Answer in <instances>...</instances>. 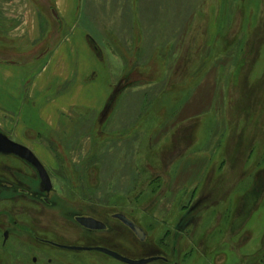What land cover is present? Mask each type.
Here are the masks:
<instances>
[{
  "label": "rangeland",
  "instance_id": "rangeland-1",
  "mask_svg": "<svg viewBox=\"0 0 264 264\" xmlns=\"http://www.w3.org/2000/svg\"><path fill=\"white\" fill-rule=\"evenodd\" d=\"M46 2L49 23L56 8L50 6L54 0ZM82 2L77 27L94 38L97 54L108 57L115 83L106 114L92 122V151L74 159L51 129L29 123L17 107L7 115L0 108V127L12 139L47 143L55 152L40 157L52 179L54 191L44 194L53 206L0 203V211L43 239L126 253L133 236L112 215L127 214L158 240L165 229L160 222L148 225L146 216L158 213L150 205L161 198L160 211L178 215L183 204L195 209L202 194L188 230L194 235L180 244L186 263L264 264V0ZM6 22L0 26V60L22 67L40 63L49 46L9 40L14 25ZM195 187L199 195L192 198ZM33 188L40 191L38 184ZM73 215L101 219L108 228L90 232ZM4 219L1 224L9 226ZM22 237L5 244L0 232V264L116 263L97 253L68 256ZM140 248L135 256L148 253L146 245Z\"/></svg>",
  "mask_w": 264,
  "mask_h": 264
},
{
  "label": "crops",
  "instance_id": "crops-1",
  "mask_svg": "<svg viewBox=\"0 0 264 264\" xmlns=\"http://www.w3.org/2000/svg\"><path fill=\"white\" fill-rule=\"evenodd\" d=\"M40 1L44 5L33 6L29 0H0V26L6 20L14 25L7 33L9 40L49 46L42 53L44 59L33 67L0 63V71L4 72H0V99L8 103L4 107L0 100V108L4 115L15 107L21 109L31 120L29 123L51 129L57 141L67 144L74 159L85 158L92 151V122L106 114L115 89L114 77L108 57L96 53L94 38L77 27L85 9L82 0H54L50 4L56 8L61 25L53 13V21L46 23L44 16L50 7L46 0ZM206 105L208 108L210 102ZM4 121L7 128L13 126L7 118ZM161 143L167 146L168 139ZM30 147L40 157L49 152L55 155L47 143ZM202 198L199 195V201Z\"/></svg>",
  "mask_w": 264,
  "mask_h": 264
},
{
  "label": "flooded vegetation",
  "instance_id": "flooded-vegetation-1",
  "mask_svg": "<svg viewBox=\"0 0 264 264\" xmlns=\"http://www.w3.org/2000/svg\"><path fill=\"white\" fill-rule=\"evenodd\" d=\"M0 132L4 134L9 140L20 144L22 146H25L29 148L33 154L39 159V161L43 164V162L40 159V156L35 152L29 145L24 144V140L22 141H16L12 139L6 132H4L0 127ZM7 161L14 162L18 165L17 166H10L7 164ZM0 203L3 204H12V202H20L22 203L23 207L32 205V202H39L41 204H45L47 206H53L52 201L49 200V198L44 194L47 188L43 184L40 175L38 171L32 167L30 164L27 163V161L14 156V155H3L0 154ZM44 165V164H43ZM45 167V165H44ZM31 169L32 171L36 172L34 175H28L27 170ZM46 169V168H45ZM47 170V169H46ZM48 172V171H47ZM49 174V173H48ZM36 175V176H35ZM50 179L51 176L49 175ZM52 182V179H51ZM38 184L40 191L37 189H34L33 186ZM174 184V183H173ZM53 185V183H52ZM196 191H193L190 194V197H194V195H199V189L197 187ZM54 191V187L51 190V192ZM13 194L14 197H11L10 195ZM188 193H185V196H187ZM190 198L189 201L194 200ZM197 204L195 209H191V205H184L181 206L179 209V216L175 215L173 212H164L165 210L160 211L159 206L161 207V204L164 203V200L161 198H158L153 204L150 205L149 210H157L158 213H152L151 215L146 216L151 221L148 225L152 224L153 222H160V226L164 227L165 230H163V236L161 239L156 240L153 237V240L151 239V234H149L144 226L137 222L135 219L130 218L127 214L124 213H116L112 215V219L115 220L117 223L124 226L128 232L133 236V242L135 245H133L131 248L128 249L129 252H123L121 249H116L113 247L108 246H92V247H104L107 248L113 252H116L120 254L121 256L127 257L132 260H144V259H150L151 261L146 264H187L185 258H183V248L181 247V242L183 239L187 241H191L192 236L194 235L193 230L188 231L191 227V224L193 223L194 217L191 216L194 213V211H197V214L199 215V196L196 198ZM32 201V202H31ZM31 202V203H30ZM188 209H185L187 208ZM188 215H185V214ZM116 215H123L128 220L136 224L138 227H140L144 232V240H141L128 226H126L121 220L117 219ZM175 215V216H174ZM176 221L174 222L173 217ZM191 216V217H190ZM244 216V215H243ZM242 216V217H243ZM76 221L77 218H93L97 221L102 222L106 229L100 230L98 232H104L107 230V224L98 218L86 216V215H73L71 216ZM4 218L9 219L8 224L9 226H4L1 224V222H7ZM242 221V220H241ZM241 221L238 222V224H241ZM77 222V221H76ZM78 223V222H77ZM79 224V223H78ZM80 225V224H79ZM12 227H14V230L12 231ZM199 227V225H198ZM240 227V226H239ZM2 228H5L2 230ZM87 229V228H86ZM198 230V228L196 229ZM90 232H93L95 230H89ZM0 232H3V237L5 240V244H7L12 238L15 236H23L22 238H32L36 242H39L46 246V248L55 249L63 253H67L68 256H71L70 253H97L99 255H102L105 257V259H112L116 263L115 264H127L121 261H118L111 256H108L106 254L96 252V251H74L69 250L67 247H73L77 245H69L67 243L61 242L60 240H48L41 238L33 229L27 227L26 225H21L17 222V219L15 217H11V214L3 213L0 211ZM143 245H146L148 249L147 254H142V256H135V254L138 251H141ZM84 247H91V246H84ZM140 249V250H139ZM138 250V251H137ZM186 256V254H185ZM50 262V261H49ZM5 264V263H4ZM32 264H38L37 259L33 261ZM95 264H107V262H95Z\"/></svg>",
  "mask_w": 264,
  "mask_h": 264
},
{
  "label": "water",
  "instance_id": "water-1",
  "mask_svg": "<svg viewBox=\"0 0 264 264\" xmlns=\"http://www.w3.org/2000/svg\"><path fill=\"white\" fill-rule=\"evenodd\" d=\"M0 154L14 155L27 161L28 164H30L38 171L43 184L47 188L46 191L51 192V190L53 189V185L49 177V174L45 169V167L43 166V164L39 161V159L33 154V152L29 148L9 140L4 134L0 132ZM115 217L121 220L126 226H128L141 240H144V232L140 227H138L136 224L128 220L123 215H116ZM76 221L82 227L87 228L89 230L100 231L106 229V226L102 222L97 221L93 218L82 217V218H77ZM67 249L74 251H87V252L96 251L111 256L112 258L127 264H146L151 261L150 259L132 260L127 257L121 256L120 254L113 252L104 247L73 246V247H67Z\"/></svg>",
  "mask_w": 264,
  "mask_h": 264
},
{
  "label": "trees",
  "instance_id": "trees-1",
  "mask_svg": "<svg viewBox=\"0 0 264 264\" xmlns=\"http://www.w3.org/2000/svg\"><path fill=\"white\" fill-rule=\"evenodd\" d=\"M91 40V39H90ZM93 47H94V45H93ZM95 48V47H94ZM0 63H5V62H2L1 60H0Z\"/></svg>",
  "mask_w": 264,
  "mask_h": 264
}]
</instances>
